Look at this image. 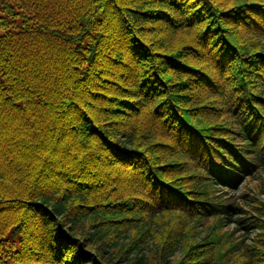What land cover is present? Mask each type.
I'll list each match as a JSON object with an SVG mask.
<instances>
[{"label": "trees", "instance_id": "obj_1", "mask_svg": "<svg viewBox=\"0 0 264 264\" xmlns=\"http://www.w3.org/2000/svg\"><path fill=\"white\" fill-rule=\"evenodd\" d=\"M263 176L264 0H0V264H264Z\"/></svg>", "mask_w": 264, "mask_h": 264}, {"label": "rangeland", "instance_id": "obj_2", "mask_svg": "<svg viewBox=\"0 0 264 264\" xmlns=\"http://www.w3.org/2000/svg\"><path fill=\"white\" fill-rule=\"evenodd\" d=\"M220 194H222V192H219ZM234 198H239L241 195H248V199L245 200H251L252 204L256 203V204H264V176L260 179H252L251 181H247L246 183L244 182L241 187H239L236 191H234V193H231ZM228 197V195H227ZM248 211H251L249 209V207H245ZM165 220H167V223H165V225L163 224L162 226V230L164 226H172L174 223H179V220L174 216V215H168L167 217L164 218ZM166 227V228H167ZM234 226H227L225 228V231L231 232L232 228ZM133 234L134 236L138 237L140 236V231H135V230H130V234ZM241 232L236 233V236L240 235ZM165 234L164 233H160L155 235L154 238L150 239L154 240L156 242L160 241V237H164ZM145 237V236H144ZM253 237V235L251 236ZM152 244L149 242L147 244V249H148V253L150 256H152V254L150 253V248ZM153 251V248H152ZM154 252V251H153ZM154 257V256H153ZM152 257V258H153ZM151 264H156V262H154V258L152 259Z\"/></svg>", "mask_w": 264, "mask_h": 264}]
</instances>
